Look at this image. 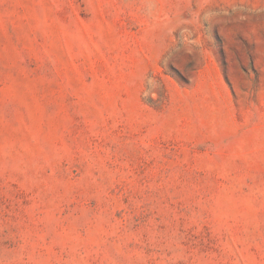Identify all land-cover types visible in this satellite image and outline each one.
<instances>
[{
    "label": "rangeland",
    "instance_id": "374dc122",
    "mask_svg": "<svg viewBox=\"0 0 264 264\" xmlns=\"http://www.w3.org/2000/svg\"><path fill=\"white\" fill-rule=\"evenodd\" d=\"M0 264H264V0H0Z\"/></svg>",
    "mask_w": 264,
    "mask_h": 264
}]
</instances>
